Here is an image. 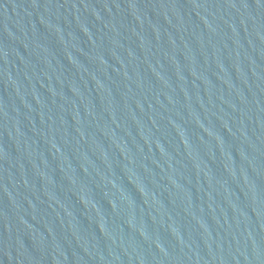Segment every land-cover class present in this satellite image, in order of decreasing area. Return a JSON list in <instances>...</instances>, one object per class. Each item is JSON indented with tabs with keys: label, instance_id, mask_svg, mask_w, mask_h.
Segmentation results:
<instances>
[{
	"label": "water",
	"instance_id": "obj_1",
	"mask_svg": "<svg viewBox=\"0 0 264 264\" xmlns=\"http://www.w3.org/2000/svg\"><path fill=\"white\" fill-rule=\"evenodd\" d=\"M0 264H264V0H0Z\"/></svg>",
	"mask_w": 264,
	"mask_h": 264
}]
</instances>
